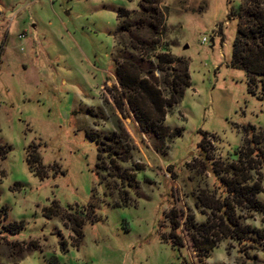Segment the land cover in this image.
I'll return each mask as SVG.
<instances>
[{"label":"rangeland","instance_id":"rangeland-1","mask_svg":"<svg viewBox=\"0 0 264 264\" xmlns=\"http://www.w3.org/2000/svg\"><path fill=\"white\" fill-rule=\"evenodd\" d=\"M140 2L0 0V264H264L256 236L206 255L186 225L184 247L170 239L171 212L197 225L213 216L202 201L227 198L223 172L239 162L244 128L264 131L259 79L232 64L244 1L153 0L158 33ZM156 54L191 81L165 138L114 100L125 62L161 82ZM253 176L264 190V167ZM234 213L264 234V210Z\"/></svg>","mask_w":264,"mask_h":264},{"label":"trees","instance_id":"trees-1","mask_svg":"<svg viewBox=\"0 0 264 264\" xmlns=\"http://www.w3.org/2000/svg\"><path fill=\"white\" fill-rule=\"evenodd\" d=\"M240 24L237 36L233 43L232 64L234 69L244 71L250 78V82L259 79L264 100V0H243ZM142 20L149 19L155 33L163 26L164 20L160 11L154 7L153 0H141ZM120 17H126L128 12L120 10ZM146 23V22H145ZM144 24V22H143ZM145 25V24H144ZM154 51V48L153 50ZM157 70L161 73V82L152 77L145 76L139 67L129 62L123 63L117 70L122 94H118L114 100L118 110L123 114L129 108L134 113L135 119L145 133H154L158 137L165 138L170 133V128L164 124L168 113L179 105L186 89L191 87L190 75L187 69L175 67L180 60L170 54H156ZM181 62V61H180ZM253 94V93H252ZM120 129V127H119ZM248 135V142L240 151L244 156L239 157V162L224 170L223 180L226 186L227 198L218 204L209 200L202 204L212 210L203 224H193V219L187 218L185 222L176 211L171 212L170 220L172 232L170 239L174 247H184L182 237L177 233L186 225V232L193 243L195 251L199 254H208L217 244L226 238L232 239L238 244L254 238L257 243H264V234L255 228L244 226L235 216L236 208H244L249 213H261L264 203L258 196L264 193L260 182L255 181L253 171H259L264 167V131L256 132L252 126L244 128ZM252 130V131H251ZM255 132V133H254ZM90 138L100 143L97 138ZM214 139V138H212ZM210 144V142H208ZM203 154L205 147H201ZM7 150L0 147V156L3 160L7 157ZM34 161L28 160L30 170L35 176L42 177L35 165L40 164L38 156ZM118 168V167H117ZM220 213V214H218ZM82 230V224L79 223ZM76 233L81 238L82 231ZM11 235L14 233L10 232ZM249 237V238H248Z\"/></svg>","mask_w":264,"mask_h":264},{"label":"built area","instance_id":"built-area-1","mask_svg":"<svg viewBox=\"0 0 264 264\" xmlns=\"http://www.w3.org/2000/svg\"><path fill=\"white\" fill-rule=\"evenodd\" d=\"M24 38H25V35H20V36H19V39H20V40H24ZM203 42H204V43H207L208 40H207L206 38H204V39H203Z\"/></svg>","mask_w":264,"mask_h":264}]
</instances>
